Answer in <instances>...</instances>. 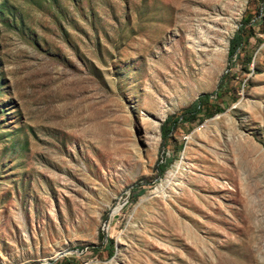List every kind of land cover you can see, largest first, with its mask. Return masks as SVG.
<instances>
[{
  "label": "rangeland",
  "instance_id": "rangeland-1",
  "mask_svg": "<svg viewBox=\"0 0 264 264\" xmlns=\"http://www.w3.org/2000/svg\"><path fill=\"white\" fill-rule=\"evenodd\" d=\"M0 264H264V0H0Z\"/></svg>",
  "mask_w": 264,
  "mask_h": 264
},
{
  "label": "trees",
  "instance_id": "trees-1",
  "mask_svg": "<svg viewBox=\"0 0 264 264\" xmlns=\"http://www.w3.org/2000/svg\"><path fill=\"white\" fill-rule=\"evenodd\" d=\"M254 22H251L250 19L242 21L241 27L239 31L234 35V37L230 40L229 45V54L232 55L237 46L242 44V42H247L248 38L252 34V29L254 26ZM223 78H221L218 84V90L222 87ZM215 91V93L218 92ZM214 93V92H213ZM212 93H204L201 94L194 102L184 107L178 115H168L163 123L160 125L161 132V146L164 147L166 145L167 139H172V135L175 132L177 125L183 121H192L200 113H205L207 116H212L215 113L221 110V107H218L215 103L211 102ZM218 97V95L216 96ZM160 171L164 170V165H158Z\"/></svg>",
  "mask_w": 264,
  "mask_h": 264
},
{
  "label": "bare ground",
  "instance_id": "bare-ground-1",
  "mask_svg": "<svg viewBox=\"0 0 264 264\" xmlns=\"http://www.w3.org/2000/svg\"><path fill=\"white\" fill-rule=\"evenodd\" d=\"M219 30V29H218Z\"/></svg>",
  "mask_w": 264,
  "mask_h": 264
}]
</instances>
